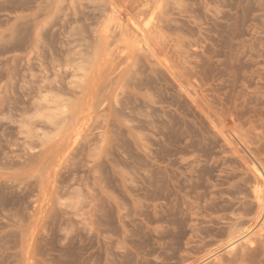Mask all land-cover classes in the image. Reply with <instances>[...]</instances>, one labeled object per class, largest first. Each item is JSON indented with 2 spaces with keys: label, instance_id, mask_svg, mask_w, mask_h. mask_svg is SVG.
Segmentation results:
<instances>
[{
  "label": "rangeland",
  "instance_id": "1",
  "mask_svg": "<svg viewBox=\"0 0 264 264\" xmlns=\"http://www.w3.org/2000/svg\"><path fill=\"white\" fill-rule=\"evenodd\" d=\"M257 167L264 0H0V264H264Z\"/></svg>",
  "mask_w": 264,
  "mask_h": 264
},
{
  "label": "bare ground",
  "instance_id": "2",
  "mask_svg": "<svg viewBox=\"0 0 264 264\" xmlns=\"http://www.w3.org/2000/svg\"><path fill=\"white\" fill-rule=\"evenodd\" d=\"M255 164V163H254ZM255 165H258V164H255ZM258 169L257 170H259V171H261V169L259 168V167H257ZM262 168V170H263V167H261ZM256 169V168H255ZM256 170V171H257ZM259 171H257V172H259ZM262 172V171H261ZM261 172H260V174H261ZM263 174H262V176L264 175V170H263V172H262ZM262 179H264V176H263V178ZM259 196H260V206H261V208L263 209L264 208V185L261 187V189H260V193H259ZM260 211H263V210H260ZM262 214V213H261ZM257 227V226H256ZM255 228V227H254ZM254 228H252V229H254ZM251 229L250 228H248V229H246L245 231H244V235L243 236H245V238H248L249 237V233L252 231H250ZM243 236H242V238H243ZM240 238V237H239ZM251 237H249V239H250ZM232 243H234V241H232L231 242V244L230 245H232ZM235 244V243H234ZM233 244V245H234ZM250 246V245H249Z\"/></svg>",
  "mask_w": 264,
  "mask_h": 264
}]
</instances>
